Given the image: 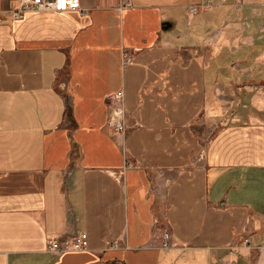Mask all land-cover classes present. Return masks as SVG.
<instances>
[{
    "label": "crops",
    "instance_id": "0c3cea01",
    "mask_svg": "<svg viewBox=\"0 0 264 264\" xmlns=\"http://www.w3.org/2000/svg\"><path fill=\"white\" fill-rule=\"evenodd\" d=\"M21 7L0 0V264H264V0Z\"/></svg>",
    "mask_w": 264,
    "mask_h": 264
},
{
    "label": "built area",
    "instance_id": "2783aa9c",
    "mask_svg": "<svg viewBox=\"0 0 264 264\" xmlns=\"http://www.w3.org/2000/svg\"><path fill=\"white\" fill-rule=\"evenodd\" d=\"M21 3L22 7L15 14L17 18H22L23 15L30 10L59 11L80 7V0H21ZM193 10L196 11L197 8H193ZM126 58V63H128L131 59L129 57ZM124 96L123 91L117 92L112 96L113 110L110 116V123L117 134L125 137L127 133V109ZM164 238L165 247H170L169 233H166ZM89 246L90 238L87 232H78L74 235L64 237L63 242L60 238H54L51 241L52 250H57V252L86 250Z\"/></svg>",
    "mask_w": 264,
    "mask_h": 264
},
{
    "label": "bare ground",
    "instance_id": "6f19581e",
    "mask_svg": "<svg viewBox=\"0 0 264 264\" xmlns=\"http://www.w3.org/2000/svg\"><path fill=\"white\" fill-rule=\"evenodd\" d=\"M44 11V10H43ZM17 12V11H16ZM16 12L14 13V15L16 14ZM28 12V11H27ZM15 17H16V15H15ZM124 92V91H123ZM124 95H125V93H124ZM125 97V96H124Z\"/></svg>",
    "mask_w": 264,
    "mask_h": 264
},
{
    "label": "rangeland",
    "instance_id": "374dc122",
    "mask_svg": "<svg viewBox=\"0 0 264 264\" xmlns=\"http://www.w3.org/2000/svg\"><path fill=\"white\" fill-rule=\"evenodd\" d=\"M169 235H170V233H169ZM170 240V239H169ZM55 251V250H54ZM56 252H57V250H56ZM65 252V251H64Z\"/></svg>",
    "mask_w": 264,
    "mask_h": 264
}]
</instances>
